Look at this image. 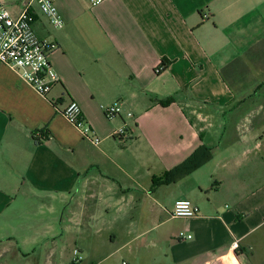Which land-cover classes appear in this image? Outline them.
Here are the masks:
<instances>
[{
	"label": "crops",
	"instance_id": "obj_1",
	"mask_svg": "<svg viewBox=\"0 0 264 264\" xmlns=\"http://www.w3.org/2000/svg\"><path fill=\"white\" fill-rule=\"evenodd\" d=\"M1 1L54 45L59 81L41 96L0 67V264H264V0H54L61 28ZM70 100L97 145L60 114ZM177 200L197 215L173 217Z\"/></svg>",
	"mask_w": 264,
	"mask_h": 264
},
{
	"label": "built area",
	"instance_id": "obj_2",
	"mask_svg": "<svg viewBox=\"0 0 264 264\" xmlns=\"http://www.w3.org/2000/svg\"><path fill=\"white\" fill-rule=\"evenodd\" d=\"M40 12L47 17L49 23L56 28L63 26V21L55 7L54 0H33ZM107 0H86L89 7H96ZM32 17L27 10L14 17L0 0V67L7 66L15 72L19 78L35 90L39 95L46 96L53 85L58 81V75L52 69L49 55L55 48L46 40L39 39L32 28ZM163 65L156 69V73L163 70ZM104 117L112 120L121 113V103L114 102L102 108ZM60 114L75 129L80 132L83 139L97 145L99 139L91 137V127L81 115L79 107L74 100L65 105ZM131 113L127 117L131 118ZM115 138L120 140L126 136V127L123 126L114 133ZM197 208L189 200L175 201L172 216L175 218H192L197 215ZM179 240H189L191 235L179 233ZM76 257L73 264H77L78 250H73ZM125 264V263H122Z\"/></svg>",
	"mask_w": 264,
	"mask_h": 264
},
{
	"label": "trees",
	"instance_id": "obj_3",
	"mask_svg": "<svg viewBox=\"0 0 264 264\" xmlns=\"http://www.w3.org/2000/svg\"><path fill=\"white\" fill-rule=\"evenodd\" d=\"M264 45V41H263ZM252 57V51L246 52L243 57L238 58L237 60L233 61L231 64L227 65L225 68H223L220 71V75L223 80L226 81V73L232 69H234L237 65L241 64L244 61H250V58ZM169 101H161L160 104L165 106ZM41 140H45L47 138L46 133H42ZM211 159L210 152H206V150H201V152L194 153L183 165L175 168L171 172H168L163 176L164 182L163 183H173L177 181L178 179L186 176L193 170H196L200 166L204 165ZM191 164V166H190Z\"/></svg>",
	"mask_w": 264,
	"mask_h": 264
},
{
	"label": "rangeland",
	"instance_id": "obj_4",
	"mask_svg": "<svg viewBox=\"0 0 264 264\" xmlns=\"http://www.w3.org/2000/svg\"><path fill=\"white\" fill-rule=\"evenodd\" d=\"M257 68L261 72L262 75H264V56L262 59H260L259 63H257Z\"/></svg>",
	"mask_w": 264,
	"mask_h": 264
}]
</instances>
